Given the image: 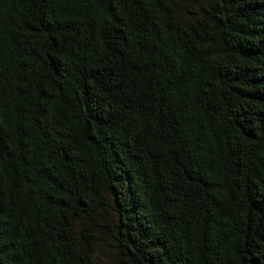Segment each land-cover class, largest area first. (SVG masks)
I'll return each instance as SVG.
<instances>
[{
	"label": "trees",
	"instance_id": "trees-1",
	"mask_svg": "<svg viewBox=\"0 0 264 264\" xmlns=\"http://www.w3.org/2000/svg\"><path fill=\"white\" fill-rule=\"evenodd\" d=\"M0 264H264V0H0Z\"/></svg>",
	"mask_w": 264,
	"mask_h": 264
}]
</instances>
